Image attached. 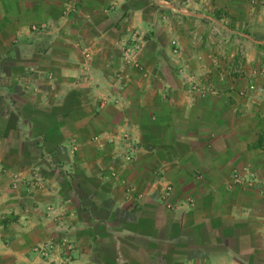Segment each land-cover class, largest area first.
Segmentation results:
<instances>
[{
    "label": "crops",
    "instance_id": "obj_1",
    "mask_svg": "<svg viewBox=\"0 0 264 264\" xmlns=\"http://www.w3.org/2000/svg\"><path fill=\"white\" fill-rule=\"evenodd\" d=\"M252 1L0 0V264H264Z\"/></svg>",
    "mask_w": 264,
    "mask_h": 264
},
{
    "label": "built area",
    "instance_id": "obj_2",
    "mask_svg": "<svg viewBox=\"0 0 264 264\" xmlns=\"http://www.w3.org/2000/svg\"><path fill=\"white\" fill-rule=\"evenodd\" d=\"M71 9V6L68 5L67 6V11H69ZM126 159H130V157H127L126 156ZM247 178L245 175H242L240 173H235L234 174V182L235 183H242L244 181H246ZM174 187H173V184L171 182H167V181H162L160 183V186H159V194H158V199L159 201L164 204L168 209L170 210H174L178 207V204H176L175 202L172 201V196H173V192H174ZM130 191H133L134 193L133 194H136V191L134 190V188L132 186L129 187V192ZM188 202L190 204L193 203V200H188ZM63 224V226H62ZM64 223L61 222V226L59 227H62V229H64ZM64 240H62L61 242H54V241H51V240H48L46 242H43V243H40L38 244L37 246L34 247V252L37 253L38 255L40 256H43V257H49L50 255L53 254L54 250H56L57 247H62V246H65L67 247V243H70L67 242L68 241V238L64 237L63 238ZM70 248H66V250L68 251Z\"/></svg>",
    "mask_w": 264,
    "mask_h": 264
},
{
    "label": "rangeland",
    "instance_id": "obj_3",
    "mask_svg": "<svg viewBox=\"0 0 264 264\" xmlns=\"http://www.w3.org/2000/svg\"><path fill=\"white\" fill-rule=\"evenodd\" d=\"M253 3H257V1L256 0H253L252 1ZM259 3V2H258ZM225 37H226V39H231V37H229V36H227V34L225 35ZM231 51H232V48H231ZM238 51H239V49H238ZM238 51H236V56H240V58L242 57V52L241 53H239ZM216 54V53H215ZM242 62V61H241ZM241 64V63H240ZM240 66V71H242V72H244V69H243V65L241 64V65H239ZM262 69V68H261ZM188 82L189 83H191L192 85H197L198 84V81L196 80V79H194L192 76H190V78L188 79ZM38 181H39V179H37ZM22 181H24V180H22ZM30 181V180H29ZM165 206V205H164ZM166 207V206H165ZM167 208V207H166ZM53 211H55V209L53 208V207H48V213H51V212H53ZM56 214V213H55ZM63 222V221H62ZM64 223V222H63ZM57 227H56V229L57 228H60L59 226H61V223H59V224H55ZM62 226H63V224H62ZM58 230V229H57ZM60 230H62V231H65L66 230V228H64V229H60ZM62 240H64L63 238L62 239H60L59 241L61 242ZM51 241H54V240H51ZM59 241H54V242H59ZM44 242H46V241H44ZM67 242H69V241H67ZM41 243H43V242H41ZM38 244H40V243H38ZM38 244H36L35 246H37ZM34 246V247H35ZM34 247H33V249H34ZM66 250V249H65ZM34 251V250H33ZM41 257H43V256H41ZM50 257V256H49ZM43 258H48V257H43Z\"/></svg>",
    "mask_w": 264,
    "mask_h": 264
}]
</instances>
